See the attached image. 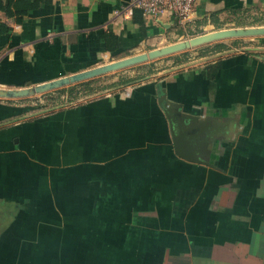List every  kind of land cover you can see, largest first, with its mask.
I'll return each instance as SVG.
<instances>
[{
    "label": "crops",
    "instance_id": "crops-1",
    "mask_svg": "<svg viewBox=\"0 0 264 264\" xmlns=\"http://www.w3.org/2000/svg\"><path fill=\"white\" fill-rule=\"evenodd\" d=\"M130 1L52 0L21 24L7 19L0 89L179 35L264 27V0H199L191 25L141 24ZM105 34L122 48L109 52ZM245 40L256 47L228 45L167 77L49 111L22 103L31 97L0 98V264H264V37L223 42ZM164 96L194 117L184 143L199 162L177 154Z\"/></svg>",
    "mask_w": 264,
    "mask_h": 264
},
{
    "label": "water",
    "instance_id": "water-1",
    "mask_svg": "<svg viewBox=\"0 0 264 264\" xmlns=\"http://www.w3.org/2000/svg\"><path fill=\"white\" fill-rule=\"evenodd\" d=\"M264 37V27L262 28H247V29H231L218 31L214 33L205 34L199 37L192 38L187 41L175 43L161 49H156L148 53L122 59L111 64L98 67L72 75L69 77H63L48 83L38 85L36 87L13 90V89H0V98L2 99H21L35 97L37 95L48 94L57 90L68 88L89 80L96 79L98 77L123 71L128 68H132L139 65L148 64L160 60L162 58L171 57L192 49H197L202 46L211 45L218 42L231 39H243ZM162 103L165 104V114L170 123L171 132L173 135L175 148L177 154L189 161L199 162L193 150H190L184 143L185 131L187 122L195 121L194 117L185 115L180 111V106L169 101L165 96L162 99Z\"/></svg>",
    "mask_w": 264,
    "mask_h": 264
},
{
    "label": "trees",
    "instance_id": "trees-1",
    "mask_svg": "<svg viewBox=\"0 0 264 264\" xmlns=\"http://www.w3.org/2000/svg\"><path fill=\"white\" fill-rule=\"evenodd\" d=\"M51 2L52 0H0V37L6 36L12 32L7 19H12L13 21H15V23L21 24L25 21L31 11L38 10L42 5L50 4ZM133 14L135 21L142 24V12L139 9H135L133 11ZM190 23L188 24L191 25ZM101 38L109 52L115 53L122 48V40L112 34H105ZM234 42L237 43L239 41ZM213 48L214 49H212L211 52L206 48L207 50L205 52H209L211 54L213 52L216 53L227 50V47L224 44H216ZM188 55L189 53H183L177 57L170 58H177V62L178 64H180L186 61ZM153 64L154 63H150L137 68H145L144 66L147 67ZM142 78L144 77H138L137 82H140L139 80ZM98 80L99 79H95L69 88L57 90L55 92L44 95V97H46L47 100L51 103V107L63 105L66 103H73L81 97L91 95L99 91V89H103V87H95V84L98 82ZM137 82L123 79L119 83L110 85V87H104L103 90L111 87L131 86L132 84H135ZM38 106L41 107L40 105Z\"/></svg>",
    "mask_w": 264,
    "mask_h": 264
},
{
    "label": "rangeland",
    "instance_id": "rangeland-1",
    "mask_svg": "<svg viewBox=\"0 0 264 264\" xmlns=\"http://www.w3.org/2000/svg\"><path fill=\"white\" fill-rule=\"evenodd\" d=\"M203 35H205V33ZM199 36H202V35H199ZM177 38L171 39V40L168 39V43L164 42L162 45L167 44V46H168V44H172L175 42L179 43V42L187 41V37H185L186 38L185 40L184 39L181 40L180 35ZM248 40H245L246 43H244V41L237 42V43H235L234 41L233 42H231V41L219 42V43L224 44L226 47L228 45H230V46H232V48H235V49L242 48V46H245L248 44H251L249 46V48H255L257 43L256 42L249 43ZM215 45L216 44L214 43L211 45L202 46V47L197 48V49H192V50L183 52V53H189V55L186 58V61H184L183 63H180V64H178L177 58L167 57V58H162V59L154 61V62H150V63H154V64L151 66H147V67L144 66L145 68L138 69L137 67L143 66V65H139V66H135L132 68L125 69L123 71L108 74L104 77H101L98 80V82L95 84V87H99V88L103 87V89H104V87L119 83L123 79L137 82L138 77H144V78L139 80L141 82L142 80H145L147 77H150V78L167 77V76L174 74L175 72L181 70V68L184 69L187 66H191L193 63H195L199 60L201 61L202 59L206 58V56H208V54L210 55V53L209 52L207 53L205 51L207 49H209V51L211 52L212 49H214L213 47ZM159 49H161V48H159ZM183 53H180V54H177V55H174L171 57H177ZM150 63H148V64H150ZM144 65H146V64H144ZM122 87L123 86H119V88H122ZM113 88H115V87H113ZM103 89H101V90L99 89V91H97V93H95V94H91V95L82 97L77 102L86 101V100H88L92 97H95V96L106 95L109 93V92H107V90H111V88L105 89V90H103ZM18 102H21V100ZM29 102H32L31 104L36 105V106L37 105H40V106L43 105V108H42L43 111H47V110L49 111L50 106H51V103L43 95H37L35 97H31V100L27 99V100L22 101V103H25V105H27V106L29 105ZM6 218H4V219L0 218V221L6 222L7 221V220H5Z\"/></svg>",
    "mask_w": 264,
    "mask_h": 264
},
{
    "label": "built area",
    "instance_id": "built-area-1",
    "mask_svg": "<svg viewBox=\"0 0 264 264\" xmlns=\"http://www.w3.org/2000/svg\"><path fill=\"white\" fill-rule=\"evenodd\" d=\"M199 0H131L127 10L132 15L135 9L142 12L144 19L157 20L163 17L174 18L180 25L192 21ZM119 14V12H116Z\"/></svg>",
    "mask_w": 264,
    "mask_h": 264
}]
</instances>
